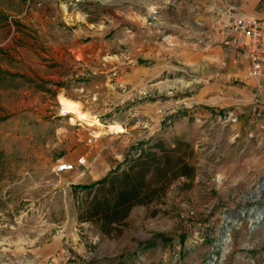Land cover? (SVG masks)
Wrapping results in <instances>:
<instances>
[{"label":"rangeland","instance_id":"374dc122","mask_svg":"<svg viewBox=\"0 0 264 264\" xmlns=\"http://www.w3.org/2000/svg\"><path fill=\"white\" fill-rule=\"evenodd\" d=\"M203 1L0 0V264H264V145L237 134L228 108L199 98L203 84L187 70L130 86L120 73L119 82L113 78L121 69H106L108 54L101 68L95 60L82 68L83 56L72 51L78 44L91 52L97 37L119 43L135 35L131 15L142 18L151 43L206 47L204 34L191 37L207 31L198 22ZM115 21L121 30H108ZM135 60L150 69L158 62ZM66 101L107 127L124 124L118 135L132 134V142L118 166L141 146L181 140L193 152L195 178L175 180L161 200L135 207L111 235L101 234L79 220L87 200L81 187L89 185L52 172L57 129L72 125L60 116ZM18 144L27 155L51 144L54 165L14 154Z\"/></svg>","mask_w":264,"mask_h":264},{"label":"crops","instance_id":"0c3cea01","mask_svg":"<svg viewBox=\"0 0 264 264\" xmlns=\"http://www.w3.org/2000/svg\"><path fill=\"white\" fill-rule=\"evenodd\" d=\"M202 3L206 10L205 17L198 22H203L201 25L207 27L205 28L207 31L191 32V37L198 33L200 36L204 34L205 38L210 40L206 47L182 41L171 45L151 43L148 41V29L142 18L141 21H137L139 20L137 19L138 15H131L132 19L129 25L137 31L135 35L125 33L123 34L125 39L120 40L119 43H106L97 37L90 43L91 52L80 50L81 46L78 44L77 48L72 51L78 61L81 60L79 56H83V65L80 63L82 68H85L93 60L101 68L103 66L101 58L108 54L110 58L109 63L105 64L106 69L109 72L121 69L115 72L117 75L113 78L119 82L118 73H120L124 84L130 86H148L152 80L164 77L167 72L179 75L183 70H187L192 73L196 82L203 84L198 97L205 103L209 102L219 105L221 108H228L229 114L236 116L235 131L238 132L237 134L243 136V139H247L248 142L251 140L253 144L262 146L264 145V67L259 77H252L247 58L222 43V39L217 36L215 17L219 12L233 9L247 17L264 19V0H204ZM210 12L213 13L211 17L208 14ZM115 22L110 24L108 30H121V28L118 29L121 22ZM124 23H130L128 17L125 18ZM96 30L95 35L101 36L100 29L96 28ZM123 44L127 49L125 53L122 50ZM110 50L114 55L110 54ZM138 58H155L158 62L153 69H150L135 64V59ZM223 64L225 65L223 66ZM92 70L93 72L97 71L93 67ZM108 75L111 79L109 73ZM51 77L54 78L53 75ZM114 123L124 127L121 122L115 121ZM56 141L57 145L52 146H58L56 153L60 154V157L55 162L52 172L55 174L56 167L64 163L73 164L76 168L75 171L57 176L75 180L78 184L91 185L102 180L123 162L125 154L131 147L132 134L121 136L111 134L107 126L103 124L99 127L72 124L70 128L59 127L57 129ZM2 142L0 153L6 151L5 143ZM18 145V150L14 146V154H25L34 162L48 161L51 166L54 165L52 164L53 147L51 144L29 147L28 155L26 147ZM81 158L86 161V165L78 164V160ZM51 251L52 246L47 245L43 252L44 255H47Z\"/></svg>","mask_w":264,"mask_h":264},{"label":"trees","instance_id":"16d2710c","mask_svg":"<svg viewBox=\"0 0 264 264\" xmlns=\"http://www.w3.org/2000/svg\"><path fill=\"white\" fill-rule=\"evenodd\" d=\"M184 148L188 149L185 154ZM132 153L102 180L81 187L87 191V200L79 220L95 224L103 235L116 231L135 207L161 200L175 180L195 178L193 152L181 140L172 147L155 141Z\"/></svg>","mask_w":264,"mask_h":264},{"label":"built area","instance_id":"2783aa9c","mask_svg":"<svg viewBox=\"0 0 264 264\" xmlns=\"http://www.w3.org/2000/svg\"><path fill=\"white\" fill-rule=\"evenodd\" d=\"M215 30L222 43L247 58L252 77H259L264 67V19L247 17L231 9L216 15ZM78 164L87 163L81 158ZM75 170V165L64 163L57 166L54 172L60 175Z\"/></svg>","mask_w":264,"mask_h":264},{"label":"bare ground","instance_id":"6f19581e","mask_svg":"<svg viewBox=\"0 0 264 264\" xmlns=\"http://www.w3.org/2000/svg\"><path fill=\"white\" fill-rule=\"evenodd\" d=\"M103 3H109L110 0H101ZM62 116H70L71 124H79L85 126H101L102 123L88 111H83L81 107L72 102H65L63 110L61 112ZM108 131L112 133L119 134L124 133L125 129L120 124H111L107 127ZM263 193L260 189L257 191V194Z\"/></svg>","mask_w":264,"mask_h":264},{"label":"water","instance_id":"95a60500","mask_svg":"<svg viewBox=\"0 0 264 264\" xmlns=\"http://www.w3.org/2000/svg\"><path fill=\"white\" fill-rule=\"evenodd\" d=\"M262 188H264V182L261 183Z\"/></svg>","mask_w":264,"mask_h":264}]
</instances>
